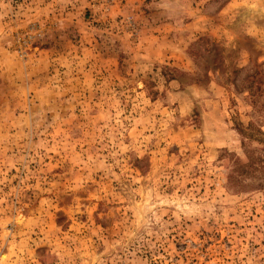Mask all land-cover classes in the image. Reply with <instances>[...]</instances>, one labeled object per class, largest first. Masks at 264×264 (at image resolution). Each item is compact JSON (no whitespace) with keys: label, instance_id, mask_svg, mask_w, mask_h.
I'll return each mask as SVG.
<instances>
[{"label":"rangeland","instance_id":"1","mask_svg":"<svg viewBox=\"0 0 264 264\" xmlns=\"http://www.w3.org/2000/svg\"><path fill=\"white\" fill-rule=\"evenodd\" d=\"M264 0H0V264H264Z\"/></svg>","mask_w":264,"mask_h":264},{"label":"trees","instance_id":"2","mask_svg":"<svg viewBox=\"0 0 264 264\" xmlns=\"http://www.w3.org/2000/svg\"><path fill=\"white\" fill-rule=\"evenodd\" d=\"M263 161H264V157H263Z\"/></svg>","mask_w":264,"mask_h":264}]
</instances>
